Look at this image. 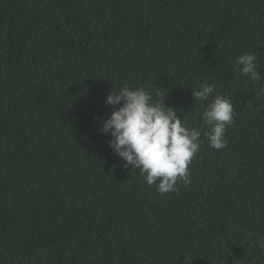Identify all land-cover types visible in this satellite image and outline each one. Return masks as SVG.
<instances>
[{
  "label": "trees",
  "instance_id": "16d2710c",
  "mask_svg": "<svg viewBox=\"0 0 264 264\" xmlns=\"http://www.w3.org/2000/svg\"><path fill=\"white\" fill-rule=\"evenodd\" d=\"M201 83L234 105L227 147L202 135L162 195L100 131L106 95L144 87L203 132ZM262 87L264 0H0V264H264Z\"/></svg>",
  "mask_w": 264,
  "mask_h": 264
},
{
  "label": "clouds",
  "instance_id": "9594fccd",
  "mask_svg": "<svg viewBox=\"0 0 264 264\" xmlns=\"http://www.w3.org/2000/svg\"><path fill=\"white\" fill-rule=\"evenodd\" d=\"M261 67L256 51H245L235 59L234 70L250 81H260ZM264 95V87L256 93ZM196 101L207 102L200 119L203 132L189 128L178 109L164 99H154L144 87L110 90L104 103L113 107L102 120L100 131L108 133L109 146L125 162V167L139 169L148 185H156L160 194L177 192V182L191 181L189 164L201 147V136L215 150L227 147L226 130L232 125L235 110L230 99L216 91L213 84L201 83L191 90ZM118 106V107H116ZM264 248V238L259 239Z\"/></svg>",
  "mask_w": 264,
  "mask_h": 264
}]
</instances>
